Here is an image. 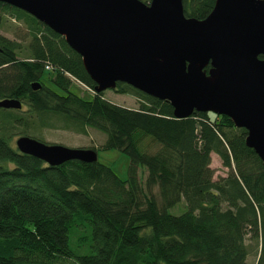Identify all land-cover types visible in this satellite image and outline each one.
<instances>
[{"label":"trees","instance_id":"16d2710c","mask_svg":"<svg viewBox=\"0 0 264 264\" xmlns=\"http://www.w3.org/2000/svg\"><path fill=\"white\" fill-rule=\"evenodd\" d=\"M214 3L183 0L184 15L203 20ZM6 16L22 23L25 47L0 35V100L22 105L0 109V264H249L248 235L258 244L255 264H264V163L246 146L245 129L211 112L175 118L168 102L122 83L114 92L136 97V109L115 105L103 93L84 100L70 91L67 75L93 91L95 84L64 38L0 3V27ZM45 72L61 93L46 85ZM52 118L62 126L46 127L105 134L103 149L128 157L127 178L98 161L51 167L10 146L14 136H28L36 122L43 127ZM144 138L153 150L141 146ZM212 153L229 169L216 181ZM182 200L186 211L171 215ZM82 221L90 228L86 255L69 245Z\"/></svg>","mask_w":264,"mask_h":264},{"label":"water","instance_id":"95a60500","mask_svg":"<svg viewBox=\"0 0 264 264\" xmlns=\"http://www.w3.org/2000/svg\"><path fill=\"white\" fill-rule=\"evenodd\" d=\"M0 3L63 37L81 57L95 93L122 83L168 102L178 119L194 112L226 116L246 130V146L264 163V0H215L203 20L185 17L183 0ZM39 88V83L32 85ZM21 107L16 99L0 100V109ZM15 148L51 167L97 161L92 149L49 145L28 136L17 138Z\"/></svg>","mask_w":264,"mask_h":264},{"label":"rangeland","instance_id":"374dc122","mask_svg":"<svg viewBox=\"0 0 264 264\" xmlns=\"http://www.w3.org/2000/svg\"><path fill=\"white\" fill-rule=\"evenodd\" d=\"M144 1V0H140ZM149 1L147 0L146 3ZM24 27L22 23L14 21L11 17L6 16L4 25L0 27V35L8 38L9 40H15L22 44L25 47V42L22 41V37L25 36ZM26 57V54L21 55L20 58L23 59ZM50 73H44L43 80L46 82V85L53 89L54 91L61 93L52 83L49 82ZM72 81L70 91L82 97L84 100H90L93 96V90L87 88L84 84H80L73 79V77H68ZM103 93V98L107 101L129 109H136L138 107V100L132 95H122L114 92L113 90H106ZM27 107L24 106L23 110H26ZM2 115L0 112V119ZM56 118V117H55ZM52 118L51 120L47 119L44 121L42 127L41 122H36L27 132L29 137H37L44 141V143L49 145H62L68 148H94L97 153V161L103 165L110 167L116 175L121 179H126L128 175V166L129 159L128 157L118 151V150H105L103 145L106 140L105 134L102 132L87 127L85 129V134L76 133L74 130H64L63 128H49L46 127V124H57L59 127L62 126L61 122L55 121L56 119ZM1 121V120H0ZM59 121V120H58ZM19 127V126H18ZM20 129L23 130L24 127L20 126ZM18 133V130L15 131ZM18 136H14L13 139L9 140L10 146H15V141ZM141 146L146 147L148 150H153L149 146V139L144 138L141 141ZM210 168L213 170V180L216 181L220 177H226L229 173V169L225 168L221 164L219 157L212 153L211 154V163ZM140 177L144 178L146 171L141 168L139 170ZM186 211L185 202L182 200L174 207L170 208L168 212L171 215H181ZM78 227L74 228V232L69 234V245L72 251L78 255L89 254V243H90V228L88 222L82 221ZM245 244L247 246V263L255 264L258 258V244L255 240H251L249 235L246 237Z\"/></svg>","mask_w":264,"mask_h":264},{"label":"built area","instance_id":"2783aa9c","mask_svg":"<svg viewBox=\"0 0 264 264\" xmlns=\"http://www.w3.org/2000/svg\"><path fill=\"white\" fill-rule=\"evenodd\" d=\"M44 69L45 70H53L52 69V67L49 65V64H46V65H44ZM68 77H71L70 75H67ZM74 79V78H73ZM74 80H76V79H74ZM76 82H78V83H80L81 84V82H79L78 80H76Z\"/></svg>","mask_w":264,"mask_h":264}]
</instances>
